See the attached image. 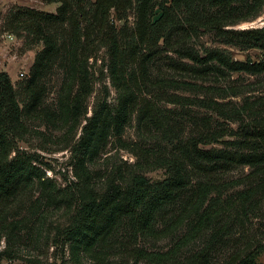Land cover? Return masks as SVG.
Listing matches in <instances>:
<instances>
[{"label": "trees", "instance_id": "1", "mask_svg": "<svg viewBox=\"0 0 264 264\" xmlns=\"http://www.w3.org/2000/svg\"><path fill=\"white\" fill-rule=\"evenodd\" d=\"M44 1L56 2L55 10L14 3L2 17L3 30L22 38L27 46L40 43L41 48L20 81L26 99H18L10 75L0 70V206L34 177L42 183L45 180L35 163L36 155L19 148L17 141L28 130L23 116L43 110L39 108L45 92L42 78L58 66L63 72L59 112L81 128L71 149L73 178L61 187L44 189L47 200L70 207L62 235L74 243L76 251L98 258L118 246L127 255L152 264H212L213 255L220 252L221 264H258L264 242L245 235L236 226L242 221L226 214L235 206L246 215L264 201V110L257 106L242 111L212 97H191L168 89L214 92L223 89L196 80L225 77L231 71L264 73V59H235L225 47L199 49L193 43L201 28L212 30L224 44L264 50V26H235L258 14L264 0ZM102 47L117 90L116 104L97 101L87 115L86 99L91 92L88 60ZM157 62L190 79L152 76L151 65ZM190 105L234 120L236 127L218 119L212 124L209 115L197 114ZM132 113L138 127L159 129L171 142L167 154L152 159L149 147L133 150L142 160L134 166H164L169 174L150 181L135 168L118 170L98 189L86 162L103 151L110 137L121 146L130 145L121 136ZM189 125L192 133L183 135ZM215 142L220 146L212 145ZM237 165L251 169L241 177L218 181L219 175ZM243 182L242 188L221 196L228 185ZM4 212L0 208V217ZM158 218L165 220L167 232L189 222L186 231L164 251L135 245L138 236H158ZM119 228L126 230V237H114ZM204 231L208 236L203 244L180 255V249Z\"/></svg>", "mask_w": 264, "mask_h": 264}, {"label": "rangeland", "instance_id": "2", "mask_svg": "<svg viewBox=\"0 0 264 264\" xmlns=\"http://www.w3.org/2000/svg\"><path fill=\"white\" fill-rule=\"evenodd\" d=\"M14 3L49 11H54L57 3L45 2L44 0H0V70H6L10 75L16 87L18 99H26L27 95L23 92L20 81L26 78L27 73L21 76L20 71L26 70L28 72L34 55L41 48V44L27 46L23 43L22 38L2 29L3 14ZM128 21L129 24H132V12L129 13ZM235 26H264V5L254 17L241 19ZM193 43L199 49L206 46L225 47L235 59H264V50L256 47L241 48L232 44H224L210 29L200 28L193 37ZM106 61L107 54L103 47L97 51L96 55L89 57L88 75L91 92L86 99L87 115L91 113L92 107L97 101L106 99L110 105L116 104L117 90L110 80L105 66ZM151 66H153L151 68L152 76L166 75L177 79H190L181 73L167 70L161 62ZM138 69L137 65L136 71ZM62 77L61 67H52L41 80L45 92L39 108L43 110L33 112L29 116H23L28 130L24 138L17 141L18 147L36 155L38 160L35 163L44 173L41 179L45 178V180L42 183L41 180L34 177L27 186L0 206L5 210L3 216L0 217V264H152L127 255L118 246L107 249L101 257L96 258L93 254L81 250L76 251L74 243L66 240L62 235V229L69 221L70 207L67 208L62 203L47 200L44 186L61 187L73 178L71 149L81 128V124H72L71 118H67L65 114L59 112ZM196 81L203 85L221 87L223 90L206 93L201 90L191 91L171 87L168 91L191 97H212L222 102L224 106H236L242 111L243 107L248 109L257 106L264 110V73L251 74L244 71H231L225 77ZM160 105L180 109L179 105L173 103L161 102ZM190 108L199 115H209V118H212V124H216L215 120L218 119L223 124L236 127V121L217 116L209 109L197 105H190ZM44 109L52 111L54 116L49 117L44 113L46 112ZM191 130H193L192 127L187 126L183 135L188 136L192 133ZM121 137L130 145L121 146L113 140V137H110L103 151L86 162L95 187L101 189L105 182L118 170L128 171L135 168L150 181L168 176L169 170L164 166H134L137 161L142 163L140 157L132 152L133 150L139 151V147L151 148L153 153L148 156L149 159H152L156 154L165 155L169 152L171 142L166 139L161 130L150 125L138 127L135 114L132 113ZM212 145L220 146L217 142ZM250 169L251 167L248 165H237L219 175L217 179L218 181H230L245 175ZM244 185V182L234 186L228 185L229 187L221 193V196L230 195L235 189H240ZM246 205L245 203L244 207ZM254 213H256L255 216ZM229 214H231L230 219L242 221V225H239L238 222L236 226L245 235L261 238L264 242L263 200L260 201L256 209L249 210L246 215H243L242 211L237 210L235 206L226 215ZM187 222L189 221H183L176 228L167 232L164 230L165 220L158 218L155 224L160 230L158 236H138L135 239V245L147 250L164 251L171 247L177 238L186 231ZM126 236L127 232L123 228L117 229L114 234L116 238ZM207 236L208 231L202 232L196 239L180 249V255L188 254L201 246ZM222 257L220 252H216L212 258V264H221ZM257 263L264 264V249L257 257Z\"/></svg>", "mask_w": 264, "mask_h": 264}, {"label": "built area", "instance_id": "3", "mask_svg": "<svg viewBox=\"0 0 264 264\" xmlns=\"http://www.w3.org/2000/svg\"><path fill=\"white\" fill-rule=\"evenodd\" d=\"M26 73H27L26 70H22V71H20V75H21V76H24Z\"/></svg>", "mask_w": 264, "mask_h": 264}]
</instances>
